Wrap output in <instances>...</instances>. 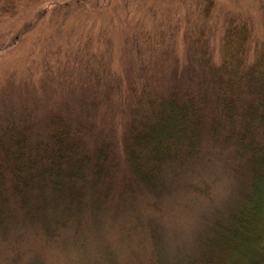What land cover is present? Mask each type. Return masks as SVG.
Here are the masks:
<instances>
[{"label": "rangeland", "instance_id": "rangeland-1", "mask_svg": "<svg viewBox=\"0 0 264 264\" xmlns=\"http://www.w3.org/2000/svg\"><path fill=\"white\" fill-rule=\"evenodd\" d=\"M229 15L264 39V0H0V133L9 124L43 133L60 113L90 152L110 142L119 188L132 89H168L174 72L198 69L202 50L219 59ZM231 152L174 166L156 190L90 201L60 237L40 236L44 219L17 209L0 227V264H177L241 191L245 170Z\"/></svg>", "mask_w": 264, "mask_h": 264}, {"label": "trees", "instance_id": "trees-1", "mask_svg": "<svg viewBox=\"0 0 264 264\" xmlns=\"http://www.w3.org/2000/svg\"><path fill=\"white\" fill-rule=\"evenodd\" d=\"M249 20L226 17L219 59L202 50L198 69L187 67L183 79L174 72L168 89L145 87L140 95L132 89L135 103L122 135L127 172L119 188L110 142L90 152L62 114L52 112L43 133L31 125L5 127L0 227L19 209L28 221L44 219L40 236L60 237L82 222L90 201L100 208L137 190H156L174 166L232 149L230 158L245 170L241 191L208 224L196 252L177 264H264V39Z\"/></svg>", "mask_w": 264, "mask_h": 264}]
</instances>
